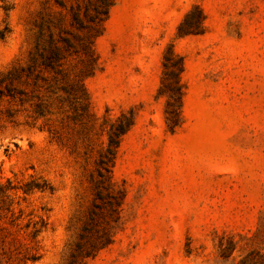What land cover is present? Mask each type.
Returning a JSON list of instances; mask_svg holds the SVG:
<instances>
[{"label":"rangeland","instance_id":"rangeland-1","mask_svg":"<svg viewBox=\"0 0 264 264\" xmlns=\"http://www.w3.org/2000/svg\"><path fill=\"white\" fill-rule=\"evenodd\" d=\"M131 2L94 60L55 0H0V182L21 224L46 219L32 264H264V0ZM60 33L57 72L22 70Z\"/></svg>","mask_w":264,"mask_h":264},{"label":"trees","instance_id":"trees-1","mask_svg":"<svg viewBox=\"0 0 264 264\" xmlns=\"http://www.w3.org/2000/svg\"><path fill=\"white\" fill-rule=\"evenodd\" d=\"M56 3L67 9L70 14V25L83 31L80 44L84 52L88 51L90 57L97 60V54L94 48L95 39L102 33L105 21L108 17L109 8L114 0H74L72 4L66 7L63 0H55ZM4 10L9 6L4 5ZM66 32V30H63ZM73 47L67 35L60 33L56 41L50 37L47 46H35L31 54L29 63L22 67V70L30 73L33 68L52 69L57 72L61 61L66 57V53ZM165 59H167L165 57ZM14 76L17 74L12 73ZM11 74V75H12ZM0 79V83H1ZM173 88V93L168 94L167 100V118L175 125L179 121L181 110L182 90L178 80ZM82 87V82H80ZM7 91H10L12 85L5 84ZM84 90V87H83ZM3 90L0 88V95ZM126 130L125 126H120L117 130L109 133L107 147L101 154L98 164L110 173L116 148L119 145L120 135ZM41 188L35 180L26 183L22 188L24 194H27L32 188ZM18 187L13 185L10 180L5 183L0 182V264H32L40 259L38 252V237L46 228V219L30 220L24 224L19 222V215H15L11 192ZM19 212H21L19 210ZM21 214V213H20Z\"/></svg>","mask_w":264,"mask_h":264},{"label":"crops","instance_id":"crops-1","mask_svg":"<svg viewBox=\"0 0 264 264\" xmlns=\"http://www.w3.org/2000/svg\"><path fill=\"white\" fill-rule=\"evenodd\" d=\"M122 1H123V6L127 9L128 15L132 16L133 12L131 9V6H132L131 0H122Z\"/></svg>","mask_w":264,"mask_h":264}]
</instances>
